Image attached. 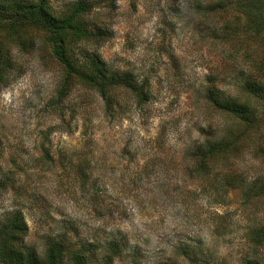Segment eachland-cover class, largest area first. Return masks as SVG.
Segmentation results:
<instances>
[{
	"label": "rangeland",
	"instance_id": "rangeland-1",
	"mask_svg": "<svg viewBox=\"0 0 264 264\" xmlns=\"http://www.w3.org/2000/svg\"><path fill=\"white\" fill-rule=\"evenodd\" d=\"M70 1L50 0L56 8ZM113 2L92 0L88 21L107 38L75 54L92 51L112 71H130L148 101L138 105L118 85L107 104L74 81L59 98L64 71L40 38L27 52L12 47L14 67L0 83V220L20 210L27 248L41 255L65 235L88 264H264V197L253 194L264 159L248 148L229 159L244 179L233 187L218 165L206 177L194 169L198 144L230 125L205 92L215 83L235 93L247 70L242 48L230 58L215 29L222 23L191 0ZM243 23L240 16L231 36ZM112 247L118 252L104 261Z\"/></svg>",
	"mask_w": 264,
	"mask_h": 264
},
{
	"label": "trees",
	"instance_id": "trees-1",
	"mask_svg": "<svg viewBox=\"0 0 264 264\" xmlns=\"http://www.w3.org/2000/svg\"><path fill=\"white\" fill-rule=\"evenodd\" d=\"M191 7L202 15L214 13L222 27L215 28L222 42L228 43L231 58L239 50L247 63V70L239 75L233 85L235 93L223 92L212 83L205 92L208 104L215 111L229 117L230 125L222 136L198 144L193 152L195 170L199 176L212 174L218 165L217 174L224 185L234 186L236 181L244 182L228 163L229 159L248 148L255 158L264 159V127L259 125L264 118V0H191ZM109 8L115 3L109 0ZM95 6L92 0H71L59 8L50 0H0V83L14 67L10 56L12 47L29 51L40 38L48 53L64 71L58 97L67 93L71 81L92 88L111 104L106 93L113 86L122 85L141 105L148 101V90L143 82L131 78L130 71H112L99 55L87 51L80 59L75 51L81 43L94 44V48L107 38L101 24L88 21ZM240 16L244 23L240 32L234 25ZM233 28V29H232ZM215 31V30H214ZM133 79V80H132ZM256 180L252 182V186ZM256 196L264 197V182L257 184ZM28 227L20 210L7 213L0 220V264H88L91 261L84 247H74L65 235L52 238L41 255L24 245ZM260 241H255V245ZM111 246L108 243L107 248ZM112 247L110 257L118 251ZM246 264H260L249 258Z\"/></svg>",
	"mask_w": 264,
	"mask_h": 264
}]
</instances>
